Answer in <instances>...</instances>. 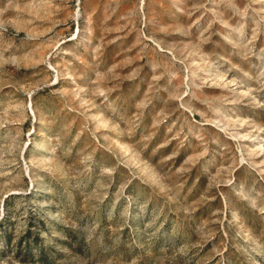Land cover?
<instances>
[{
	"label": "rangeland",
	"instance_id": "1",
	"mask_svg": "<svg viewBox=\"0 0 264 264\" xmlns=\"http://www.w3.org/2000/svg\"><path fill=\"white\" fill-rule=\"evenodd\" d=\"M0 264H264V0H0Z\"/></svg>",
	"mask_w": 264,
	"mask_h": 264
}]
</instances>
